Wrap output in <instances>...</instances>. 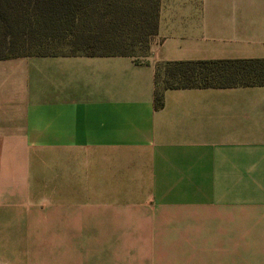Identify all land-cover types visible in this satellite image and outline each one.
Wrapping results in <instances>:
<instances>
[{"label":"crops","instance_id":"1","mask_svg":"<svg viewBox=\"0 0 264 264\" xmlns=\"http://www.w3.org/2000/svg\"><path fill=\"white\" fill-rule=\"evenodd\" d=\"M264 60V0H162L144 61L0 60V264H264V87L161 65Z\"/></svg>","mask_w":264,"mask_h":264},{"label":"trees","instance_id":"2","mask_svg":"<svg viewBox=\"0 0 264 264\" xmlns=\"http://www.w3.org/2000/svg\"><path fill=\"white\" fill-rule=\"evenodd\" d=\"M162 0H0V60L18 57H129L151 52L159 34ZM59 40L70 54H18L22 45ZM15 52L3 55L4 52ZM264 87V60H217L161 65L155 108L168 90Z\"/></svg>","mask_w":264,"mask_h":264},{"label":"rangeland","instance_id":"3","mask_svg":"<svg viewBox=\"0 0 264 264\" xmlns=\"http://www.w3.org/2000/svg\"><path fill=\"white\" fill-rule=\"evenodd\" d=\"M155 43V40L151 43V50ZM37 52H49V53H56V54H70L72 53V48L67 45L66 43L56 40L53 44H47V46L44 47H32L30 45H22L20 49L18 50V54H35ZM15 52H4L3 55H12ZM151 52H147L144 49L137 48L136 55L137 60L144 61L145 58L150 56Z\"/></svg>","mask_w":264,"mask_h":264}]
</instances>
